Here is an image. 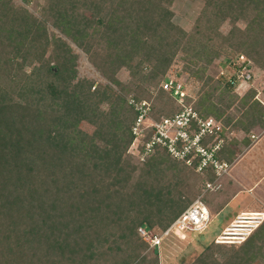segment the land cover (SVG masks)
Segmentation results:
<instances>
[{
  "label": "trees",
  "instance_id": "16d2710c",
  "mask_svg": "<svg viewBox=\"0 0 264 264\" xmlns=\"http://www.w3.org/2000/svg\"><path fill=\"white\" fill-rule=\"evenodd\" d=\"M42 1L41 14L37 15L13 0H0V264H107L108 256L118 253L119 243L112 244L106 235L91 229L107 215L103 200L114 202L121 197L135 176L136 187L125 198L137 219L127 223V233L122 236V240L133 244L134 253L122 264H159L161 247L150 249L139 229L162 234L196 199L189 205L174 200L171 189L153 186L148 179L161 171L162 164L173 169L180 165L202 180L200 193L207 203L206 185L214 183L216 175L213 169L196 173L161 147H156L145 162L130 154L137 113L129 99L151 102L150 115L156 121L174 117L181 106L161 87L174 58L190 45L198 54H205L206 64H210L216 60V53L209 52L215 39L206 41L198 51L192 43L202 32L204 17L197 19L194 33L186 35L175 24L169 8L176 0ZM204 1L206 10L212 8V18L218 25L229 20V42L239 32L237 24L246 21L247 16L252 18L236 56H245L250 66L252 63L263 69L264 0ZM71 44L83 50L116 85L120 86L116 75L128 67L141 75L143 83L160 86L157 102L147 97L143 85L136 86L137 94H130L134 91L122 86L127 95L124 97L109 92V88L93 92V84L87 80L74 84ZM53 60L56 64L52 66ZM231 62L226 64H234ZM143 64L150 66L148 73L142 71ZM27 66L32 67L30 73L25 71ZM205 72L190 71L199 79ZM219 80L187 103L202 117L219 121L226 132L233 119L214 103V97L220 90L232 93L234 86ZM255 96L252 93L243 98V108L247 109L242 129L247 134L255 129L264 131V101L254 100ZM105 101L112 103L107 114L99 110ZM100 117L112 123L114 118H123L117 120L121 125L110 133L113 136L106 139L104 148L96 145L103 132L97 134ZM84 123L95 127L92 136L82 129ZM147 133L143 144L151 139L153 131ZM230 147L225 144L218 158L232 164L236 154ZM101 170L111 172L109 177L113 175V190L107 189L105 195L96 182ZM218 247L209 246L192 264L264 262V221L231 257H217ZM145 251L153 253L154 258Z\"/></svg>",
  "mask_w": 264,
  "mask_h": 264
},
{
  "label": "rangeland",
  "instance_id": "374dc122",
  "mask_svg": "<svg viewBox=\"0 0 264 264\" xmlns=\"http://www.w3.org/2000/svg\"><path fill=\"white\" fill-rule=\"evenodd\" d=\"M13 2L17 6L29 8L37 15L41 14V8L44 4L42 0H13ZM206 5L207 2L204 0H176L169 7L175 15V24L180 27L186 35L189 36L192 35L196 29L197 19L199 17H204L202 32L200 33L197 40L196 35V38L192 43L197 47L198 51L202 50L206 41L212 38L215 39V46L210 48L209 52L213 54L216 53V56H214L216 57V60L213 59L210 64H206V55L198 54L190 45H188L185 46L184 50L182 48L178 52L167 72V78L174 79L186 86V103L188 102L189 98L195 99L194 97H196V95L199 96L202 91L205 92L206 88L208 89L217 84L216 81L219 80L221 75L222 78L220 79L222 82H224L223 84H227L228 78L233 76V73H237L234 71V68L232 69L229 63H226L227 61H232L237 67H239V62L236 55L238 54L241 40L243 38L245 39L249 33L247 31V26L252 21L250 16H247L246 21H240L239 24H237L239 32H237L235 37L229 42L228 36L232 30V25L230 24L229 20L218 25L217 22L214 21V18H212V8H208L206 10ZM204 11L206 12L205 16H203ZM215 27H217V29L215 32H213L212 29L215 30ZM50 31L57 37H61V34L54 28H50ZM246 31L247 33L245 34ZM70 46L72 48V55L75 57V59L72 61V64H74V68H72L74 71H76V77L73 81L74 84L81 80H87L93 84V92L97 91L98 89L103 91L105 88H109V92L122 95L124 97L127 95L123 91L122 86L124 88H130L134 91L130 94H137L139 89H137L136 86L143 85L148 93L147 97H152L151 101L153 100L154 103L157 102L160 86H156V84L151 82L146 84L143 83L141 80V75H137V72L133 73V71H131L128 67H124L118 72L116 79L119 81L120 86L116 85L111 81L107 72L99 71L91 63L89 56L83 50L73 44ZM53 51L54 48H52L48 53L49 57H51V53ZM55 64L56 62L53 60L51 65L53 66ZM149 67L150 66L148 64H143L141 68L142 71L148 73ZM250 67L252 73V78L250 80L246 81L240 75V78L237 77L240 80L238 81L240 85L238 87L234 86L232 93H225L223 90H220L216 92L214 97V103L219 107H222L226 112L225 114L228 117H232L233 119L231 129L227 130L225 132V136L223 137L225 144H229L231 146L230 148L235 151L236 156L241 153L248 145L245 140L250 142L252 141L251 135H257L263 132L255 129L256 131L247 134L242 129V125L246 124L244 115L247 109L243 108V98L254 93L256 94L254 100L260 101L262 103L264 101V68L262 69L258 66L257 68L255 65L252 66V63ZM191 69L205 70L206 72L204 74V78L199 79L196 76H193L190 73ZM31 70L32 67L30 66H27L25 69L27 73H30ZM247 73L248 71H243L242 75L246 76ZM161 83L162 81L160 84ZM130 99H132V97ZM149 103L152 104L151 102ZM111 109L112 103L108 101L102 102L99 105L100 113L107 114ZM114 119L116 123L117 120L121 121L123 118L120 117ZM104 120L106 119L100 117L98 121V123L101 125V128L97 134H100L103 131L101 138L96 139V145L100 148H104L107 145L106 139L110 140V138L113 136L110 135V133H114L116 128L121 125L120 122L115 124L114 122H110V120H108V122H105ZM103 123L108 126H104L105 124ZM82 129L85 130V132H87L90 136H92L95 132V127L85 123L82 125ZM122 133L123 132L120 131V135ZM168 166L169 165L167 163L162 164L161 171L159 173H154L148 179V183L162 189H171V196L174 198V200L177 199L178 201H183L187 205L191 204L195 199H197V197L203 198L202 192L200 193L203 182L201 179H199V177L193 175L188 169L180 165H178L176 169ZM110 173H106L105 170H101L96 177V182H99L102 186L104 195L107 193V189L113 190V175L109 177ZM134 180H137L136 176L130 183V189H123L122 193L124 194L121 195V197H117L114 202H110V200H103V209L105 212H107V215L101 218V220H98L101 221L100 225L97 223L94 228L91 229V231H95V233H101L102 236L106 235L112 244H114L115 241L119 243L120 248L118 253H113L112 256H108V259L110 260L107 261V264H122V261L125 259V257L134 253L133 244L129 245L127 242L122 240V236L127 233V230L125 229L127 223L130 220L137 219L136 214L128 206V199L125 198L126 194H128L127 192L129 190L132 192V189L136 187V184H133ZM224 181L225 179L222 178L220 183L223 185ZM203 187L205 189V186ZM219 194L216 190H208L205 193L206 200H210V202L214 203V205H219V201L221 199ZM248 196V194H244L237 201H233L232 205L224 213V215H222L220 218H217V220H213L208 229L203 232H173L171 236L164 240L161 248L159 249V264H192L211 245L219 246L216 251L217 257L225 258V254H227L228 257H231L236 252H239L241 245L245 241L237 245H220L215 243V239L221 234L230 218H234V221L232 222L234 224L241 215V211L253 210L252 207L247 205V201H245V197ZM250 197L260 199V201L264 202V196L259 194L257 195V192L254 195H250ZM218 198L220 199L218 200ZM225 202H228V200L226 198H222V203H220V205H223ZM107 205L109 208L105 209ZM254 206L257 209H254L252 212L248 213H264V208L258 209L260 206L258 202H256ZM235 215L238 216L236 217ZM258 221L259 220H255L253 222L258 223ZM145 254H147L146 251ZM147 255L150 256L149 258L151 259L154 258V254L151 252H149ZM254 264H264V262H262L261 259H258Z\"/></svg>",
  "mask_w": 264,
  "mask_h": 264
},
{
  "label": "built area",
  "instance_id": "2783aa9c",
  "mask_svg": "<svg viewBox=\"0 0 264 264\" xmlns=\"http://www.w3.org/2000/svg\"><path fill=\"white\" fill-rule=\"evenodd\" d=\"M238 62L239 67L235 63L231 65L237 73H233L234 75L227 80V83L237 87L240 85L238 82L240 75L246 81L252 78L248 59L240 56ZM243 71H248L246 76L242 75ZM161 87L181 106V111L174 117L156 121L150 115L152 106L148 101L137 102L129 99V104L137 113L133 127L135 139L130 146V154L145 162L147 157L154 153L156 147H161L173 159L185 162L198 174H203L207 169H213L216 181L207 183L206 189L219 190L222 187L220 180L228 175L231 169L230 163L218 158V153L225 145L223 125L212 117H202L192 105L186 103L187 94H185L184 84L168 78ZM149 130L153 131L151 139L143 144ZM256 138L255 135L252 136V139ZM142 144L144 151L141 150ZM255 220H259L258 223L253 222ZM263 221L264 213H243L234 224L232 223L215 239V243L220 245L241 244ZM210 224V211L203 199L199 197L162 234L154 233L143 227L139 229V234L149 244L150 249H155L160 248L164 240L173 232H203Z\"/></svg>",
  "mask_w": 264,
  "mask_h": 264
},
{
  "label": "crops",
  "instance_id": "0c3cea01",
  "mask_svg": "<svg viewBox=\"0 0 264 264\" xmlns=\"http://www.w3.org/2000/svg\"><path fill=\"white\" fill-rule=\"evenodd\" d=\"M253 135L257 138L251 139L252 141L250 142L245 140L248 145L236 156L231 164L229 174L223 177L225 181L222 188L217 191L218 194L220 193L219 195L221 197V199L218 198V200L220 199L219 202L222 203V198H226L228 202H225L223 205H220V203L219 205H214L210 200H207V203L205 202L210 211L211 222L224 215L232 205V202L237 201L244 194L249 195L245 197V201H247V205L252 207L253 210L257 209L254 206L256 202L261 206H259L258 209L264 208V202L260 201V199L250 197V195H254L256 192L257 195L264 196V131L257 135ZM253 210L241 211V213H239H248ZM233 221L234 218H230L222 232L228 228Z\"/></svg>",
  "mask_w": 264,
  "mask_h": 264
}]
</instances>
